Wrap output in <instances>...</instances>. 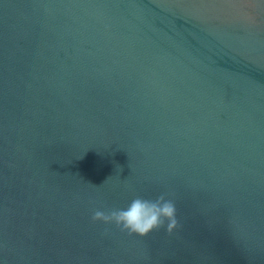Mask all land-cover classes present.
<instances>
[{
	"label": "water",
	"instance_id": "1",
	"mask_svg": "<svg viewBox=\"0 0 264 264\" xmlns=\"http://www.w3.org/2000/svg\"><path fill=\"white\" fill-rule=\"evenodd\" d=\"M0 264H264V0H0Z\"/></svg>",
	"mask_w": 264,
	"mask_h": 264
},
{
	"label": "clouds",
	"instance_id": "2",
	"mask_svg": "<svg viewBox=\"0 0 264 264\" xmlns=\"http://www.w3.org/2000/svg\"><path fill=\"white\" fill-rule=\"evenodd\" d=\"M177 211L175 200L167 192L155 197L136 194L121 207L95 208L92 219L114 224L128 234L146 236L161 228L172 233L179 226Z\"/></svg>",
	"mask_w": 264,
	"mask_h": 264
}]
</instances>
